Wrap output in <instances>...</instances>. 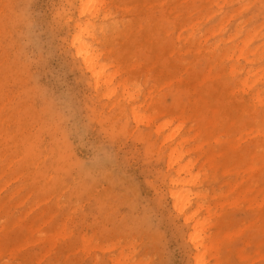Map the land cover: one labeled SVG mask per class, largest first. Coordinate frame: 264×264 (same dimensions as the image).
I'll use <instances>...</instances> for the list:
<instances>
[{
    "label": "rangeland",
    "instance_id": "1",
    "mask_svg": "<svg viewBox=\"0 0 264 264\" xmlns=\"http://www.w3.org/2000/svg\"><path fill=\"white\" fill-rule=\"evenodd\" d=\"M109 2L107 36L112 24L119 36L129 32L110 44L98 33L101 62L107 74L119 71L116 86L128 80L141 115L166 112L155 126L135 120L123 88L111 98L95 88L71 44L78 0H0V264H195L194 224L171 196L178 167H169V145L156 129L167 121L166 135L182 125L190 137L183 164L192 161L191 174L180 179L199 175L177 187L190 191L189 214L202 192L199 220L209 208L213 230L229 232L221 264H264L261 210L238 187L264 186V165L242 172L255 154L264 158V136L253 131L263 109L242 110L237 95L227 94L231 78L212 79L232 63L218 66L205 52L251 34V48L261 49L253 67L264 72V0ZM180 23L188 24L184 36L195 25L201 54L177 40ZM215 109L221 117L209 136ZM214 156L222 164L215 170Z\"/></svg>",
    "mask_w": 264,
    "mask_h": 264
},
{
    "label": "bare ground",
    "instance_id": "2",
    "mask_svg": "<svg viewBox=\"0 0 264 264\" xmlns=\"http://www.w3.org/2000/svg\"><path fill=\"white\" fill-rule=\"evenodd\" d=\"M163 1H165V3L168 4L171 0H163ZM215 1L216 0H206V2H208L209 5L215 3ZM108 2L109 0H78L79 18L74 21V36L71 42L72 47L75 50L76 56L82 60L83 65L91 74V78L95 82L96 89L105 87L106 95L109 98H111L112 96H117L119 94V88H123V95H121L120 97L128 100L131 113L134 116L135 120L139 121L140 119H145L149 126H155L158 118L166 114V112L164 113L157 112V110L154 108L151 114L144 116L141 115L140 111L142 107L136 106L135 103L136 95L133 93V90H131L130 87L128 86V80L121 81L116 86L115 80L119 71H116L115 73L112 74H107L108 65L103 64L101 62V58L104 55V52L101 49L96 48V45L101 44V40L98 37V33H100L103 36L104 41L110 44L112 43V40L116 39L117 37L126 38L127 33L129 32L128 30H125L126 32L124 34H121L122 36H119L120 33L116 31L117 25L115 26L114 24H112L113 35L110 37L107 36L105 31L106 29L105 23L111 20L113 16L112 8L109 6L110 2L109 3ZM172 13H173L172 8L167 10V16H172ZM109 25L111 26V24ZM178 26L180 33L177 37V40L185 42L186 45H189L190 49H194L197 54H201V52L203 51V45L201 42L203 41L201 39L196 38L197 30L195 28V25L192 26L189 25V28L192 31H190V33L187 36H184L181 30L186 28L188 24L180 23L178 24ZM221 26L222 25H220L219 28L220 31L222 29ZM217 27L214 28L215 30H212L213 33H217L218 30L216 29ZM238 31H240V29H238L237 32ZM196 39H198L199 41L197 44L195 42ZM253 40H254L253 35L249 34L246 37V39L241 41L240 44L233 46L232 48L221 49V45L215 43L213 45H209V47L205 52L207 56H209L212 59L211 61L217 64L218 66L225 65V63L227 62L232 63L229 72L227 73L224 72L223 74H219L216 77H213L212 79L219 80V79H223L224 77H227L228 79L231 78V81H233L234 88L232 89L231 92H227V94L230 95L232 93L234 95H237V97L239 98L238 103H240V107L242 110L247 109L246 107L250 109L254 108L256 111L259 108L263 109V114L261 116V119L256 120L255 122L256 126L253 127L254 128L253 131H256L255 133H257L260 136L261 135L264 136V72L263 71L257 72L258 70H256L253 67L256 61L258 60V58H260L261 56V53H259L261 51L260 48L258 47L253 49L251 48L253 45L252 44ZM236 53H238L237 59H235ZM241 60H244L249 65V67H242L240 63ZM207 74L209 75L208 72ZM259 85H261L262 87L261 88L258 87ZM220 112L221 111L218 109H215L212 112V118L209 125V132H207L209 136H212L216 133L217 130L216 122L221 117ZM185 113H186L185 110L182 109L178 117L183 120V118H185ZM195 114L197 115L196 112ZM171 123L172 121L161 123L160 125H157L156 129H157V133L163 137L164 143L169 145V150H170L168 155L169 167L170 168H173L175 166L178 167L177 179L171 181L172 184L171 196L174 200V208L180 215H183L185 217L186 223L193 222L194 224L193 231L189 234V241L194 246V249L196 251L194 255L195 264H210L209 260H207L208 255H210L209 257H211V259L216 260L215 261L216 264H221V248L225 240L229 237L228 236L229 232L222 233V230H213L217 225V222L214 225L212 223L213 221L212 218H214V215L216 213H212L211 209H209L208 206L206 207L208 208L207 216L199 220V213L205 207L206 199H207V196L202 192H198L195 194L197 211L192 214H189V210L193 205L192 203L193 200L190 197V191L185 189L179 190L177 189V187L181 185V183H183V185L185 186L186 183L189 184L190 182L191 183L196 182L199 179V175L196 174L195 176H192L190 179L188 178L180 179L182 174H191L192 161H188L187 163L183 164L184 159L189 152L186 149V146L189 144L190 137H189V133L182 132L183 129L182 125L177 129H175L173 132L166 135L165 131L169 128ZM216 140L218 142V139ZM213 141L216 143L215 140ZM198 147L200 148L199 145ZM232 148L233 147H231V149ZM213 155L216 154L214 153ZM218 155L219 154H217V156ZM212 158L213 159L208 158V163L209 165H211V167L214 166V170L217 167L222 166V164L215 159V156ZM249 159L250 162L244 166V170L242 172L248 171L247 172L248 174H252L264 165L263 164L264 158L259 157V154L258 155L255 154L253 157ZM200 166H202V164ZM234 169L235 168L233 165V170ZM227 172L229 171L227 170ZM221 173L225 174V172L223 171ZM235 173L237 176V171ZM238 187L241 191V199L250 198L251 196H253V198L250 201L254 205H256L258 209L261 210L260 213L258 211L259 216L258 218H256L258 219L257 222L259 223L264 222V212L261 209L264 204V188H263L264 186L259 190H255L254 188L250 187V185L246 187L243 181L239 183ZM212 197L215 196L213 195L211 196V198ZM237 201L236 203L234 202V204H238ZM229 204L232 205V203ZM219 212L221 213V211ZM261 212H263V214H261ZM237 230L239 231V229Z\"/></svg>",
    "mask_w": 264,
    "mask_h": 264
}]
</instances>
